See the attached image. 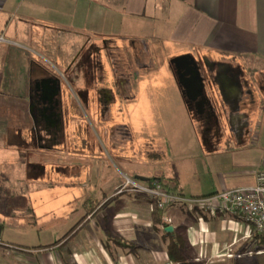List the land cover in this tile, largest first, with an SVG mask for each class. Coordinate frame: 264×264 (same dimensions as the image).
<instances>
[{"label":"crops","instance_id":"0c3cea01","mask_svg":"<svg viewBox=\"0 0 264 264\" xmlns=\"http://www.w3.org/2000/svg\"><path fill=\"white\" fill-rule=\"evenodd\" d=\"M85 33L91 37L84 40L88 45L72 40ZM4 44L0 65L17 77L10 86H21L26 98L32 83L49 71L41 65L43 57L30 55L29 47L63 61L67 69L89 45L102 48L106 86L112 92L113 66L107 56L112 50L118 53L127 80L119 83L135 93V103L137 92L150 80H142V73L147 78L160 74L161 87L168 91L164 80H177L170 60L182 55H192L202 64L207 61L209 66L238 67L245 95L238 112L225 107L220 140L209 122H199L204 152L192 155L188 164L194 184L174 168L156 177L163 178L164 186L152 177L144 182L147 187L159 184L185 202H174L161 211L158 199L149 193L125 195L116 186L118 197L113 194L97 208H87L75 230L50 249L5 241L0 234L5 244L0 246V264H232L237 259L250 264L247 260L253 253L264 255L259 233L242 215L225 209L211 212L205 203L190 201L224 189L254 187L257 175L264 171V0H0V46ZM209 76L214 79L213 73ZM169 86L175 94V86ZM178 88L187 104L182 87ZM209 93L220 108L219 84ZM173 100L162 93L152 102L167 106ZM21 107L26 118L25 103ZM190 114L196 120L191 110ZM15 131L30 147L27 125ZM110 139L121 141L117 135ZM127 140H133L131 134ZM161 148L165 151L158 157L166 158L168 149ZM37 154L45 156L42 151ZM172 154V161L178 162V154ZM35 171L47 174L48 168L36 166ZM170 227L173 231L167 230ZM117 240L131 247L124 248Z\"/></svg>","mask_w":264,"mask_h":264},{"label":"rangeland","instance_id":"374dc122","mask_svg":"<svg viewBox=\"0 0 264 264\" xmlns=\"http://www.w3.org/2000/svg\"><path fill=\"white\" fill-rule=\"evenodd\" d=\"M89 36L88 33L83 37L74 35L72 40H81L84 45ZM25 40L30 43L29 38ZM4 46H0V63ZM28 50L34 57H43L39 58L41 65L59 75L66 86L73 84L63 61L32 47ZM148 75L149 78L142 73V80H150L143 91L137 92V103L119 102L105 124L100 122L94 110L82 111V125H89L92 129L94 143L90 152L72 159L57 153L55 160L44 161V157L29 149L16 136L15 128L26 124L21 105L25 103L27 94L22 92L21 86H10L17 77L10 76L0 65V224L4 226V229L0 228V234L5 241L37 248L51 246L71 234L75 223L83 220L88 209L92 206L97 208L99 202L117 192L116 186L123 189L128 180L146 186L147 183L138 181L136 176L155 179L160 173L174 168L187 174L194 184L188 164L192 155L204 152L201 125L192 118L182 94L177 91L176 77L164 80L169 87L166 91L161 87L160 74ZM36 78L34 75L31 80ZM170 84L175 86V94L171 93ZM162 93H167L174 100L167 106H155L152 99ZM120 124L129 127L132 141L112 142L110 137L118 134L114 132L113 125ZM163 146L168 149L166 158L158 157L165 151L161 148ZM173 151L178 154V162L172 161ZM191 152L193 154L189 155ZM36 166L43 167V171L48 168L47 174L36 172ZM59 168L65 169V173H51ZM247 263L264 264V255L253 253ZM232 264H242V261L237 259Z\"/></svg>","mask_w":264,"mask_h":264},{"label":"flooded vegetation","instance_id":"af4514ba","mask_svg":"<svg viewBox=\"0 0 264 264\" xmlns=\"http://www.w3.org/2000/svg\"><path fill=\"white\" fill-rule=\"evenodd\" d=\"M109 58L110 60H108ZM107 60L113 66L112 77L115 81L113 92L106 86L105 60L102 48L98 45H89L83 48L80 55L68 65L66 70L73 84L69 83L66 86L64 80L50 70L48 76L32 83L25 101L27 143L30 146L29 149L34 152L42 151L45 161L55 160L58 156L57 153L65 154L66 157L72 159L78 156L83 157L92 150L94 143L92 129L89 125H87L88 127L82 125L84 122L82 111L85 109L94 110L95 114L97 112L100 122L104 123L111 116L113 107L119 102L135 103V93L130 92L129 88L119 83L120 80H127L121 71L118 53L112 50L111 55L107 56ZM200 66L204 76L207 77L208 71L211 69L214 80H220L223 84L227 77L231 86H235L237 81L243 83L241 70L236 66L225 64L207 66L205 63H200ZM243 95L245 94L243 93ZM233 102L232 98V105ZM206 106L207 111L204 116L201 115V112L199 113L200 107L195 103L190 105V110L198 122H209L220 140L223 136L222 127L217 122L209 104ZM221 108L224 109L223 99ZM221 108H218V103H215L214 109L218 114ZM113 127L114 132L118 133V139L127 140V136L130 135L128 126L120 124L113 125ZM113 136L115 135L111 137ZM54 171L65 173L66 170L59 168Z\"/></svg>","mask_w":264,"mask_h":264},{"label":"built area","instance_id":"2783aa9c","mask_svg":"<svg viewBox=\"0 0 264 264\" xmlns=\"http://www.w3.org/2000/svg\"><path fill=\"white\" fill-rule=\"evenodd\" d=\"M257 184L248 189H224L222 192L208 197L190 200L193 203H205V208L209 211L227 210L232 214H240L245 220L251 223L256 232L264 235V171H260L256 178ZM129 191L131 193H149L158 199V209L164 210L174 202H185L180 196L172 195L165 191L159 184L147 187L139 182L128 180V184L121 193ZM214 202H217L216 204ZM5 245L0 239V246ZM11 247V246H10Z\"/></svg>","mask_w":264,"mask_h":264},{"label":"water","instance_id":"95a60500","mask_svg":"<svg viewBox=\"0 0 264 264\" xmlns=\"http://www.w3.org/2000/svg\"><path fill=\"white\" fill-rule=\"evenodd\" d=\"M172 64L174 66L175 74L177 76V82L179 86L183 89V94L187 99V106L190 110V105H199L201 115L206 113V105L209 104L210 109H212L214 116L217 119V122L223 128V118L225 120V107L228 106L231 109V112H238L240 108V104L243 98L244 93V85L240 81H237L235 86H231L229 83V78L227 77L225 80V84H223L220 80L216 81L209 76L208 78L203 75L201 71V66L198 60L194 58L192 55H182L178 58H174L172 60ZM209 66V64H206ZM209 74H212V70L210 69ZM227 81V82H226ZM219 84L220 94L223 99L224 109L217 113L215 108V98L210 95L209 91H212L216 84ZM231 89V90H230ZM235 90V92H233ZM231 93V95H229ZM232 96L231 98H229ZM234 96V97H233ZM233 98V105L231 104V99ZM231 105V106H230ZM223 110V111H222ZM192 111V110H191ZM136 179L141 182H148L149 178L136 176ZM168 231H173L172 227L167 229Z\"/></svg>","mask_w":264,"mask_h":264},{"label":"trees","instance_id":"16d2710c","mask_svg":"<svg viewBox=\"0 0 264 264\" xmlns=\"http://www.w3.org/2000/svg\"><path fill=\"white\" fill-rule=\"evenodd\" d=\"M159 181V183L161 184V185H166V183H164L163 182V178H159V179H154V178H152L151 179V181ZM177 187H179L178 185H177ZM93 210H90L89 211V213H91ZM159 220H160V222H161V220H162V218L160 217L159 218ZM259 238H261L262 239V243H264V235L262 236V235H260L259 234ZM118 244H120L122 247H124V248H126V247H131L129 244H125V243H123V242H121V241H116ZM62 242H59V243H56V244H54V245H51L50 247H44L43 249H50L51 247H53V246H56V245H58V244H61ZM190 264V263H189Z\"/></svg>","mask_w":264,"mask_h":264}]
</instances>
